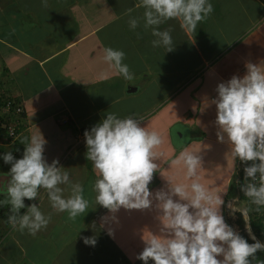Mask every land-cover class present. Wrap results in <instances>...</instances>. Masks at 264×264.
<instances>
[{"label": "crops", "instance_id": "1", "mask_svg": "<svg viewBox=\"0 0 264 264\" xmlns=\"http://www.w3.org/2000/svg\"><path fill=\"white\" fill-rule=\"evenodd\" d=\"M211 2L213 13L194 32L183 30L177 20L159 26L171 29L174 48L166 52L152 46L155 38L142 19L136 30L129 28L130 17H143L140 0H47L46 5L41 0H0V89L6 86L10 91L5 92L23 101L28 125L24 136L42 135L46 160H58V166L67 168L89 200L87 212L71 220L51 208L41 189L28 205L36 203L50 214V223L31 236L0 219V264H143L137 259L145 246L143 233L159 228L155 207L110 213L96 205L92 191L96 173L86 159L84 132L107 112L134 116L161 135L156 151L163 155L150 189L165 186L166 180L190 184L183 165L171 161L185 148L198 152L203 158L199 182L214 192L228 190L222 208L226 222L238 233L240 220L245 226L242 214L233 215L227 207L236 197V207L247 211L254 233L252 221L264 212L253 215L241 196L242 163L233 161L228 144L217 137L212 101L219 83L242 77L248 62H264V5L260 0ZM27 12L36 14L38 22L24 27L19 17L25 20ZM127 30V40L134 41L130 50L122 45ZM105 47L125 52L131 80L104 61ZM10 167L0 158V187ZM84 237L97 243L86 246ZM30 244L42 248L32 255L36 246ZM13 248L19 250L16 260L8 255Z\"/></svg>", "mask_w": 264, "mask_h": 264}, {"label": "clouds", "instance_id": "2", "mask_svg": "<svg viewBox=\"0 0 264 264\" xmlns=\"http://www.w3.org/2000/svg\"><path fill=\"white\" fill-rule=\"evenodd\" d=\"M41 3L46 5L47 0ZM140 4L143 17H130L129 28L136 30L142 19L143 27L150 29L155 38L152 46L166 52L174 48L173 37L171 29H160L161 24L177 20L183 30L194 32L214 11L211 0H140ZM103 53L104 61L118 75L126 80L133 78L123 62V50L105 47ZM216 92L212 103L216 106L217 137L228 144L233 161L238 159L245 165L240 191L259 211L264 207V62L246 63L242 77L233 75L219 83ZM84 137L86 159L96 173L92 185L96 205L110 213L121 208L157 210L158 231L143 233L145 246L137 257L143 264L150 260L154 264H252L255 254L264 251V242L252 232L247 211L236 207L238 198L233 197L227 207L233 215L242 214L245 230L254 241L251 244L225 220L222 208L228 190L214 192L199 182L198 169L203 166L200 153L185 148L171 161V165H183L186 178L192 180L190 184L166 180L165 186L150 189L158 172L157 161L163 155L156 151L162 144L157 131L149 130L134 116L107 112L106 118L85 130ZM20 142L24 145L22 158L17 159L11 151L0 153L4 163L11 165L9 178L0 187V196L5 197L0 199V206L10 205L8 223L31 236L47 228L51 215L43 213L36 203L25 204V199L38 198L41 189L46 191L51 208L67 213L69 219L86 213L89 200L84 196L83 184L73 181L67 168L58 166V160H46L44 137L26 135ZM83 242L86 246L97 243L94 237H84Z\"/></svg>", "mask_w": 264, "mask_h": 264}, {"label": "built area", "instance_id": "3", "mask_svg": "<svg viewBox=\"0 0 264 264\" xmlns=\"http://www.w3.org/2000/svg\"><path fill=\"white\" fill-rule=\"evenodd\" d=\"M264 5V0H260ZM0 153L8 152L14 147V144L18 142L28 129L27 119L25 117L24 105L21 101L17 100L13 95L8 94L4 90L0 89ZM249 164L251 162H248ZM244 164L239 167V185L244 183ZM241 195L250 202L249 198L245 197L243 192ZM252 208L256 209V206L250 202ZM264 209L261 207L260 210Z\"/></svg>", "mask_w": 264, "mask_h": 264}, {"label": "trees", "instance_id": "4", "mask_svg": "<svg viewBox=\"0 0 264 264\" xmlns=\"http://www.w3.org/2000/svg\"><path fill=\"white\" fill-rule=\"evenodd\" d=\"M1 96L4 98V95L1 94L0 95V99H1ZM23 150H24L23 145H21L18 142H16L14 144V147L11 150H9V151L13 152V155L17 159H19V158H22ZM28 203H29V200L25 199V204L28 205ZM24 211H25V209L21 210V212H24ZM263 212H264V209L259 210L260 214H262ZM10 214H11L10 213V205L5 204V205L0 206V219L1 220L5 221V222H8V216ZM261 217L262 216H260V217L257 216V218H255L252 221V227L254 229V233H255V235H256L258 240H260L261 238L263 239V236H264V216L262 218ZM239 226H240V229H241L239 234L241 236H243L245 239H247L248 243H250V244L254 243V241L249 238L248 233L245 230V226H244L243 220L239 221ZM255 255H256V259L253 260L252 264H264V251H262V252L258 251Z\"/></svg>", "mask_w": 264, "mask_h": 264}, {"label": "rangeland", "instance_id": "5", "mask_svg": "<svg viewBox=\"0 0 264 264\" xmlns=\"http://www.w3.org/2000/svg\"><path fill=\"white\" fill-rule=\"evenodd\" d=\"M29 1V0H28ZM99 11H101V8H100V10ZM98 11V12H99ZM97 12V13H98ZM99 17H101L100 15H99ZM22 18H23V16H20L19 17V22L21 23V25H23L24 27H28V26H30L31 25V23L32 24H35V23H37L38 22V18H37V16H36V14H32V13H28L27 12V14H26V18H25V20H22ZM10 25V23L8 22V24H7V26H9ZM33 26V25H32ZM129 33H128V30H127V36L126 35H124V36H122L123 37V41L125 42V43H123L122 45H123V47L125 48H127L128 50H130L128 47L129 46H132L133 44H134V41L132 40V38L130 37V40H127V38H129V35H128ZM123 47H122V49H123ZM132 50V49H131ZM10 91V90H8L7 88H6V86H3L2 87V91ZM242 196V195H241ZM243 197V196H242ZM247 203H249V206L252 208V206H251V204H250V202L248 201V200H245ZM251 211H252V213H254L253 215H255V216H257L258 214H260L259 213V211H257L256 209H254V208H252L251 209ZM255 218H257V217H254V219ZM256 236V235H255ZM262 239V238H261ZM263 242H264V236H263ZM31 246H36V247H34L32 250H31V247L29 248L31 251V254L33 255V254H36V253H38V251L39 250H41V248L42 247H40L39 245H37V244H30ZM52 250V249H51ZM50 250V251H51ZM10 252H9V257H10V259L11 260H16L18 257H19V255H18V249H15V248H13V249H10L9 250ZM45 258H46V255H45ZM26 264H28V263H26ZM40 264H42V263H40ZM63 264H66V262H64L63 261Z\"/></svg>", "mask_w": 264, "mask_h": 264}]
</instances>
